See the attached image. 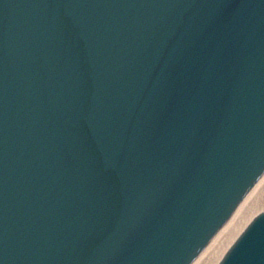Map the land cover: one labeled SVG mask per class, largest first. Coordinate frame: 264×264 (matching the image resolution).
<instances>
[{"label": "water", "instance_id": "obj_1", "mask_svg": "<svg viewBox=\"0 0 264 264\" xmlns=\"http://www.w3.org/2000/svg\"><path fill=\"white\" fill-rule=\"evenodd\" d=\"M263 171L264 0H0V264H190Z\"/></svg>", "mask_w": 264, "mask_h": 264}, {"label": "bare ground", "instance_id": "obj_2", "mask_svg": "<svg viewBox=\"0 0 264 264\" xmlns=\"http://www.w3.org/2000/svg\"><path fill=\"white\" fill-rule=\"evenodd\" d=\"M254 183V187L232 210L230 218L212 235L190 264H215L245 222L251 219L255 212L264 209V171Z\"/></svg>", "mask_w": 264, "mask_h": 264}]
</instances>
